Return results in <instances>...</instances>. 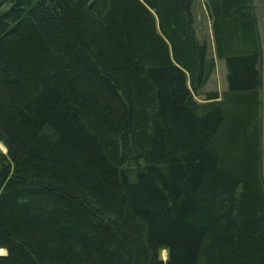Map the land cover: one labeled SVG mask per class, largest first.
Masks as SVG:
<instances>
[{
	"label": "trees",
	"instance_id": "16d2710c",
	"mask_svg": "<svg viewBox=\"0 0 264 264\" xmlns=\"http://www.w3.org/2000/svg\"><path fill=\"white\" fill-rule=\"evenodd\" d=\"M202 2L198 102L194 0H0V264H264V58Z\"/></svg>",
	"mask_w": 264,
	"mask_h": 264
},
{
	"label": "crops",
	"instance_id": "0c3cea01",
	"mask_svg": "<svg viewBox=\"0 0 264 264\" xmlns=\"http://www.w3.org/2000/svg\"><path fill=\"white\" fill-rule=\"evenodd\" d=\"M250 11L252 14V19L254 23L255 30L257 31L259 37V43L261 48V55L264 58V0H249ZM194 22L193 28L195 35L198 40L206 44L207 55L212 57L214 60V71L210 76L207 83L200 90L197 98L199 102L203 101V93L205 92H217L218 96L221 93L226 91V81H225V67L224 63L221 60L215 59L214 56V44L212 39L211 32V18L205 13L203 8L202 0H198V5L194 9ZM262 68V65H261ZM216 71H219L220 78L218 80V86H213L214 75ZM219 88V89H218ZM260 99H261V110H260V119H261V128H260V146L264 145V89L260 90ZM262 152V148H261Z\"/></svg>",
	"mask_w": 264,
	"mask_h": 264
},
{
	"label": "rangeland",
	"instance_id": "374dc122",
	"mask_svg": "<svg viewBox=\"0 0 264 264\" xmlns=\"http://www.w3.org/2000/svg\"><path fill=\"white\" fill-rule=\"evenodd\" d=\"M197 5H198V0H194V7L196 8ZM220 77H221V76H220L219 71H216V74L214 75V82L212 83L213 86H216V87L218 86V84H219L218 80H219ZM218 89H219V88H218ZM200 99H202V97L198 99L197 96H195V100H196V101H198V100H200ZM198 102H199V101H198ZM261 148H262V157H261L262 173H261V174H262V179H263V184H264V145H262ZM1 152H3V151L1 150ZM159 256H160V259H161L162 261L165 260V253L160 252V253H159Z\"/></svg>",
	"mask_w": 264,
	"mask_h": 264
},
{
	"label": "bare ground",
	"instance_id": "6f19581e",
	"mask_svg": "<svg viewBox=\"0 0 264 264\" xmlns=\"http://www.w3.org/2000/svg\"><path fill=\"white\" fill-rule=\"evenodd\" d=\"M0 149L2 150V151H4V148L2 147V145H0ZM4 253V251L3 250H0V254H3ZM164 253V252H163Z\"/></svg>",
	"mask_w": 264,
	"mask_h": 264
},
{
	"label": "water",
	"instance_id": "95a60500",
	"mask_svg": "<svg viewBox=\"0 0 264 264\" xmlns=\"http://www.w3.org/2000/svg\"><path fill=\"white\" fill-rule=\"evenodd\" d=\"M5 151H3V153H4ZM162 261V260H161Z\"/></svg>",
	"mask_w": 264,
	"mask_h": 264
}]
</instances>
